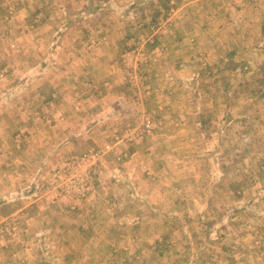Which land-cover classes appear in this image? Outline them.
<instances>
[{"label": "rangeland", "instance_id": "1", "mask_svg": "<svg viewBox=\"0 0 264 264\" xmlns=\"http://www.w3.org/2000/svg\"><path fill=\"white\" fill-rule=\"evenodd\" d=\"M88 1L143 15L0 0V264H264V0H144L94 91L52 75L55 7Z\"/></svg>", "mask_w": 264, "mask_h": 264}, {"label": "crops", "instance_id": "2", "mask_svg": "<svg viewBox=\"0 0 264 264\" xmlns=\"http://www.w3.org/2000/svg\"><path fill=\"white\" fill-rule=\"evenodd\" d=\"M62 1H69V0H62ZM136 1L137 0H130V3L126 4L129 6V9H133L136 11ZM143 3L144 0H139V2L137 3L138 7H141V12L143 15H145V10L143 7ZM130 4H131V8H130ZM80 6V8H79ZM124 7V6H122ZM166 7V12H164V15L161 17L163 18V20H159L156 22V20H154V18L151 20L152 22V26L153 27H159L161 28L162 25H166V20H167V16H169V13H167L168 9H170V7L168 6H164ZM107 8V6H104L103 9H100L101 11H104ZM162 8V7H161ZM56 10L58 11H62L64 13V19H60L58 20L56 23H53V27L56 26L58 29V31L56 32V35L53 36V44H57L60 48V50L58 49H53L52 53H56V59H57V64L53 67V71H52V75H53V79L56 80L55 83L59 82V79L62 78L64 75H66L67 77L72 74V72H69L68 69L70 68H75V65L78 63L79 65H82L85 72H78L77 73V78H79L78 80H80L83 76L82 74L86 75L87 72L89 71L91 73V77L90 79H88V84L86 82V80L84 79V82L78 81L77 83H74L71 85V88H75L74 86H76V84H80L83 85L84 89H89L90 91H94V90H105L106 87H109L110 89L113 88V86H111V82H109V79L113 78L111 75H114V73L116 72V67H110V69H108L107 72H104V76L102 77H98L96 80L100 81V82H96V80L93 78L94 74H96L95 72H93L94 70L98 71L99 68L95 67L94 63L97 64H101L102 68H106V64H108L107 62L109 60H111L112 58L116 57V56H120L122 55L121 52L120 54H117L115 51L119 50L120 45L124 46L126 44L127 41V37L129 36H133L136 34V31L138 28H140L137 24L136 21L139 22V24L143 21H145V18L142 16H138L137 20L136 18L134 19V22L131 21L130 19L127 20H123V21H116V23L111 25L109 23H106V21L108 19H104V18H99L98 19H91L90 17L92 16H99L101 15V13H96L93 14L94 12H99V11H95L93 9H90V4L89 1L85 2V4H80L78 5L77 3H74L72 5L70 4H59L56 5L55 7ZM152 9V7L148 8L149 13L150 10ZM126 11L125 15L128 14L130 12ZM144 10V11H143ZM158 12H161V10H158ZM135 16H136V12H135ZM171 16V15H170ZM143 17V18H142ZM159 19V18H158ZM194 19V18H193ZM192 19V21H193ZM111 20H115V19H111ZM170 25V24H169ZM136 27H138L136 29ZM174 30L175 32H173L172 34H170L171 36L167 35L168 37L171 38V40H176L178 42V34H177V27L174 26ZM187 27H190L189 25ZM105 30V31H104ZM104 31V33H103ZM160 31V30H158ZM140 32V31H139ZM190 33V31H189ZM105 35L106 37L101 40V37ZM167 36H163V39H161V36H159V34H156L155 38L152 39L151 42H162L164 41L165 45L167 43ZM191 39V34L188 36ZM58 38H61L60 40H58ZM64 38L67 39V47L70 48H64L62 47V40H64ZM55 39L57 41H55ZM157 40V41H156ZM85 42V49L84 52H76L74 53L72 51V49L74 48V44L76 46V44L79 43H83ZM125 42V43H124ZM158 48H160L158 46ZM164 50L168 51L167 49L164 48ZM115 52V53H113ZM187 53V51H185ZM225 57L226 60L228 61V66H230L231 68L233 66H236V68H238V62H237V58H239V54L238 53H229L227 54ZM224 57V58H225ZM246 58V56H244ZM119 58V57H118ZM107 59V60H106ZM222 60V58H221ZM105 62V63H104ZM225 65V63L223 61H221V66ZM219 66V65H218ZM118 67V66H117ZM185 68V67H184ZM56 70V71H55ZM225 70V69H223ZM228 70V68H227ZM178 69H176L173 74L175 76H178ZM218 72V70H217ZM228 72H231L230 70H228ZM233 72V70H232ZM224 72H222L220 70L219 74H222ZM156 75V74H155ZM66 84V83H64ZM113 84V83H112ZM118 87V86H117ZM82 89V88H81ZM118 89V88H117ZM125 99L123 96L118 97V99L122 100ZM87 101V100H86ZM138 108H141L138 106ZM143 109V107L141 108ZM147 112V111H146ZM126 167L129 169L132 168V164H127Z\"/></svg>", "mask_w": 264, "mask_h": 264}, {"label": "built area", "instance_id": "3", "mask_svg": "<svg viewBox=\"0 0 264 264\" xmlns=\"http://www.w3.org/2000/svg\"><path fill=\"white\" fill-rule=\"evenodd\" d=\"M146 127H148V124L146 125Z\"/></svg>", "mask_w": 264, "mask_h": 264}, {"label": "trees", "instance_id": "4", "mask_svg": "<svg viewBox=\"0 0 264 264\" xmlns=\"http://www.w3.org/2000/svg\"><path fill=\"white\" fill-rule=\"evenodd\" d=\"M262 96L264 97V94Z\"/></svg>", "mask_w": 264, "mask_h": 264}]
</instances>
